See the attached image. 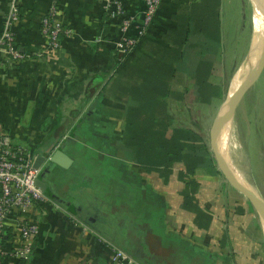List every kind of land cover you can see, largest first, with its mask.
Returning <instances> with one entry per match:
<instances>
[{"label":"crops","instance_id":"1","mask_svg":"<svg viewBox=\"0 0 264 264\" xmlns=\"http://www.w3.org/2000/svg\"><path fill=\"white\" fill-rule=\"evenodd\" d=\"M51 1L20 0L21 20L15 33L26 56L7 66L0 59V131L35 154L51 157L58 153L45 176V193L80 224L61 210L41 206L39 233L30 258L12 263L4 259L2 264H113L111 246L126 252L130 264H233L229 251L236 255L237 264L258 263L249 258L256 255L251 246L257 243L250 242L248 223L239 214L246 213L248 200L218 172L199 167L190 174L180 162L168 170H147L123 146L126 104L122 100L126 97L118 93L125 79L115 71L117 25L103 13L100 0H56L64 24L73 33L60 40L57 50L39 55L46 46L40 19ZM198 1L161 0L153 24L122 68L135 66L141 56H151L157 46H171L165 34L176 28L173 15L181 4ZM7 3L0 0V32ZM122 3L136 27L140 25L143 1ZM221 5L222 0L220 46L214 58L207 54L213 62L208 81L214 86H220ZM135 32L136 28L130 30ZM197 40L196 34H190L184 61L174 62L185 68L179 67L174 74L166 110L172 117L169 129L190 127L202 135L191 106L186 105L190 94L196 102L191 73L198 61ZM216 99L196 103L207 107ZM179 107L184 119L176 114ZM204 141L209 146V139L204 137ZM226 163L242 173L234 159ZM225 243H233V250L223 247Z\"/></svg>","mask_w":264,"mask_h":264},{"label":"trees","instance_id":"2","mask_svg":"<svg viewBox=\"0 0 264 264\" xmlns=\"http://www.w3.org/2000/svg\"><path fill=\"white\" fill-rule=\"evenodd\" d=\"M219 7L220 0L181 4L173 15L175 30L165 34L170 37L172 45L157 46L151 56H141L133 67L122 68V64L135 47L128 55L118 54L113 49L117 58L115 71L125 79L118 86V93L126 97L125 101L122 100L126 106L121 141L127 150L131 149L135 161L147 170H168L174 163L180 162L190 174L199 167H208L219 173L204 137L190 127L169 129L172 117L166 110V99L170 95L174 74L179 67L185 68L184 65H174V62L184 61L190 34H196L198 39L195 50L198 61L191 73L195 85L194 101L209 104L213 98L221 95V87L208 81L213 62L207 57V54H212L214 58L220 46ZM113 97L117 98L115 93ZM227 134V143L230 144L228 125ZM219 144L225 161L235 160L220 134ZM189 184L194 191V184L191 181Z\"/></svg>","mask_w":264,"mask_h":264},{"label":"built area","instance_id":"3","mask_svg":"<svg viewBox=\"0 0 264 264\" xmlns=\"http://www.w3.org/2000/svg\"><path fill=\"white\" fill-rule=\"evenodd\" d=\"M142 1V20L136 27L122 0H100L105 15L116 22L118 37L114 41V49L118 54L128 55L132 51L152 25L161 4V0ZM20 20V0H8L0 32V59L4 66L18 63L26 56L16 42L15 27ZM132 28H136L134 34L130 33ZM40 32L46 46L39 55L57 50L60 40L72 35V29L64 24L62 10L56 0L51 1L41 17ZM37 155L23 143L14 141L7 132L0 131V264L4 259L12 263L30 258L33 242L39 233L41 206L49 205L61 210L74 224H80L74 214L38 186L42 168L35 167ZM111 250L113 264L131 263L130 257L122 249L111 246Z\"/></svg>","mask_w":264,"mask_h":264},{"label":"rangeland","instance_id":"4","mask_svg":"<svg viewBox=\"0 0 264 264\" xmlns=\"http://www.w3.org/2000/svg\"><path fill=\"white\" fill-rule=\"evenodd\" d=\"M221 6L223 11V43L222 55L220 57L221 63L219 68L217 66L219 72L217 75L220 78L222 93L207 107H202L201 104L193 102V96L191 94L186 98V105L191 106L190 113L197 124H199L198 130L207 141L209 139L210 125L229 91L233 77L241 66L242 59L254 35L251 19L253 3L250 0H222ZM176 114L181 119H184L182 118L181 114L183 113L180 107L179 111H176ZM233 119V137L236 144H238V148L235 145V161L239 166L245 167L246 174L264 198V67L259 77L248 87L240 101L234 107ZM223 129L227 133V123ZM218 174L225 180L220 172ZM245 209V214H239L248 223L246 233L250 242L254 240L257 243L255 245V243L251 242V247L254 249L253 252L256 255L249 258H254V260L259 261L255 264H264V237L258 226L252 204L249 201ZM231 245L233 243H225L223 247H227L228 250H233ZM232 253L229 251V262L237 264L235 261L236 255ZM246 258L248 257L246 256Z\"/></svg>","mask_w":264,"mask_h":264},{"label":"water","instance_id":"5","mask_svg":"<svg viewBox=\"0 0 264 264\" xmlns=\"http://www.w3.org/2000/svg\"><path fill=\"white\" fill-rule=\"evenodd\" d=\"M257 1L260 5L264 4V0H257ZM263 17H264V10H263ZM263 41H264V38H263ZM263 67H264V46H263L261 55L258 59L256 66L251 71V73L248 75V77L241 83L238 89H236L233 93L226 94L224 101L219 107V110L211 123L208 135H209L210 150L212 152L213 158L217 165V169L222 174V176L225 178V181L228 182L239 193H241L252 205H257L264 211V198L260 195L257 188H256V191L250 188H247L233 177V175L227 168L225 159L223 158V156L220 154L218 150L217 141H216L220 128L224 124L225 115L230 109L234 111V107L240 101V99L242 98V96L244 95L248 87L253 82H255V80L259 77L260 73L262 72ZM223 105L226 106V110L222 112L221 107ZM57 158H58V153H54L53 155H51V157H48L47 155H43V154L37 155V158L35 161V167L41 166L42 168L40 176L37 180V184L43 191H45L47 188V182L45 181V176L50 170L49 169L50 165L57 162ZM46 162L47 164L44 167V164Z\"/></svg>","mask_w":264,"mask_h":264},{"label":"bare ground","instance_id":"6","mask_svg":"<svg viewBox=\"0 0 264 264\" xmlns=\"http://www.w3.org/2000/svg\"><path fill=\"white\" fill-rule=\"evenodd\" d=\"M250 1L253 3L251 19H252V24H253L252 29H253L254 35H253L251 44L249 45L248 50L244 58L242 59L241 66L239 67L238 71L234 75L232 83L230 84L229 91H228L229 94L233 93L236 89H238L241 83L248 77V75L254 69L261 55L263 46H264L263 44L264 42L263 41V38H264V17H263L264 4L260 5L257 0H250ZM225 110H226V106L223 105L221 107V111L223 112ZM233 118H234V111L230 109L224 117V124L220 128L216 141H217L218 150L220 154L222 155V152L220 150V144H219V134H220L222 139L225 140L227 149L235 157V147L238 144H236V141H234V137H233V131H234V119ZM226 123L228 125L230 138L232 142L230 144L227 143V140H229L228 135L223 129L226 126ZM227 168L238 182H240L245 187L256 191L255 184L250 180L249 176L245 172V167L240 166L242 173L234 172L228 167V165H227ZM252 207H254L255 215L257 217L260 230L264 234V211L257 205H253Z\"/></svg>","mask_w":264,"mask_h":264}]
</instances>
